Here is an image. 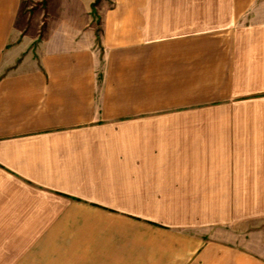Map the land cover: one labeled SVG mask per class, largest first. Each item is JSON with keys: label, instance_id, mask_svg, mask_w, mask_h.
<instances>
[{"label": "crops", "instance_id": "crops-1", "mask_svg": "<svg viewBox=\"0 0 264 264\" xmlns=\"http://www.w3.org/2000/svg\"><path fill=\"white\" fill-rule=\"evenodd\" d=\"M0 264H264V0H0Z\"/></svg>", "mask_w": 264, "mask_h": 264}, {"label": "rangeland", "instance_id": "rangeland-1", "mask_svg": "<svg viewBox=\"0 0 264 264\" xmlns=\"http://www.w3.org/2000/svg\"><path fill=\"white\" fill-rule=\"evenodd\" d=\"M34 5H35L34 8L37 9V7H38V6H37V3H35ZM38 5H40V4H38Z\"/></svg>", "mask_w": 264, "mask_h": 264}]
</instances>
